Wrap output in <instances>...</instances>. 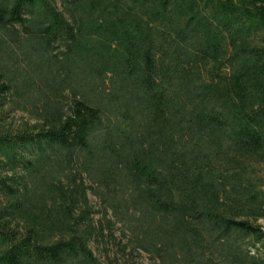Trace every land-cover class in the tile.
I'll return each mask as SVG.
<instances>
[{"label": "trees", "instance_id": "obj_1", "mask_svg": "<svg viewBox=\"0 0 264 264\" xmlns=\"http://www.w3.org/2000/svg\"><path fill=\"white\" fill-rule=\"evenodd\" d=\"M260 220L264 0H0V264H264Z\"/></svg>", "mask_w": 264, "mask_h": 264}, {"label": "rangeland", "instance_id": "obj_2", "mask_svg": "<svg viewBox=\"0 0 264 264\" xmlns=\"http://www.w3.org/2000/svg\"><path fill=\"white\" fill-rule=\"evenodd\" d=\"M25 117H26V115L21 114L20 112H16L14 114L13 123H18V122H20L22 120V118H25ZM91 199L94 200V198H91ZM260 222L264 225V221L263 220H260ZM143 260L145 262H147V259L145 258V256H144Z\"/></svg>", "mask_w": 264, "mask_h": 264}]
</instances>
